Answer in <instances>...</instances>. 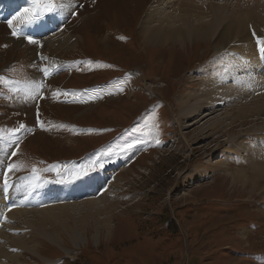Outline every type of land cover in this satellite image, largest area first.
I'll return each mask as SVG.
<instances>
[{"label":"rangeland","instance_id":"obj_1","mask_svg":"<svg viewBox=\"0 0 264 264\" xmlns=\"http://www.w3.org/2000/svg\"><path fill=\"white\" fill-rule=\"evenodd\" d=\"M156 1L70 0L49 19L55 43L54 36L29 43L31 34L19 40L15 22L8 27L31 0L0 3L1 187L6 179L8 192L13 184L33 188L18 169L22 159L29 167L53 160L43 172L78 175L77 182L99 164L100 182L103 172L117 171L104 185L87 177L97 184L91 198L79 193L43 205L31 196L22 206L27 214L4 220L2 211L0 236L12 228L7 234L20 239L6 252L0 237V264H264V21L250 33L261 36L252 54L228 52L232 42L214 53L217 38L145 43L141 22ZM244 66L254 69L249 80ZM131 69L137 86L105 89L93 105L63 103L56 92L116 83ZM37 107L49 131L32 136ZM13 163L19 167L8 172ZM54 205L70 206L36 212ZM50 213L59 219L45 218Z\"/></svg>","mask_w":264,"mask_h":264},{"label":"bare ground","instance_id":"obj_2","mask_svg":"<svg viewBox=\"0 0 264 264\" xmlns=\"http://www.w3.org/2000/svg\"><path fill=\"white\" fill-rule=\"evenodd\" d=\"M145 1L146 0H138V2L136 3H139V2L144 3ZM213 1L214 0H200V1L198 0H158L154 2L151 8H149L146 11V14H144L143 21L141 22V28H143V32H144V39H143L144 42L151 43V44H153L154 42L156 43L163 42V44L171 43L175 45L178 43L188 44L191 42L189 40L198 42V41H201L200 39L207 40V39L217 38L218 41H216V43L218 44H216L213 47L214 53L223 52L222 49H224L226 45L229 46L232 42V45L229 46L228 48L229 49L228 52L230 53L232 52V54L233 53L238 54L237 50L242 49L245 53L247 52L248 54L249 53L252 54V52L250 51L252 50V45H253L252 40L255 41L257 39L255 43H257L259 47L261 46V40L259 39L261 38V36L254 35L251 37L250 33L251 32L254 33V30H253L254 28H260L262 25V21H264V0H238L239 3L240 1L242 3L240 4L236 3L234 6H229V4L227 3L219 5V4H215ZM112 4H115V3H111L112 8L113 6H115L114 8H116V5H120L119 2H117L116 5H112ZM22 11L23 9L18 12L14 11L12 15V19L13 17H17L18 14H20ZM6 14L7 15L10 14V12H7ZM113 14L116 15L115 12ZM161 14L162 16L158 17V15H161ZM84 18L87 19L86 17ZM13 21L17 25L18 19L13 20ZM33 25H30V27L27 28L26 31L28 32H26L25 30L24 32H18L21 34L20 38H17L16 36L15 37L19 40L25 41L26 40L25 38H27L25 34H31V38L33 40H39V42L42 43L46 41L48 38H50L51 36H54L51 39L52 42L55 43L59 41L57 40L58 38L54 40L55 37H58L57 36L58 32H56V30L53 28V24H50V22L47 23L46 25L44 24V22H41L37 24L36 26H33ZM62 43L64 46H66V45H69L70 42H68L66 38L65 40L61 42V44ZM238 43H242V44H238ZM232 57L233 56H231V58ZM246 65H248V63ZM244 68L246 69L245 71H247V73H246V76H243V77H247V79L249 80L253 75L254 69L253 68L248 69L249 68L248 66L246 67L244 66ZM243 70L244 69L242 68V71ZM100 91L93 90L90 93L96 94ZM129 153H131V151H129ZM240 172L241 174L244 173L242 171ZM115 173H117V171L113 170L112 172L108 173V175H112ZM241 177L242 179H245L244 174H242ZM95 186H97V184L94 185L92 181L86 178L83 182L79 183L77 186L71 187L69 191L66 189L65 190L66 195H64V191L61 190L60 196L63 199L67 197L72 198L74 194L77 195L80 193V194H87V196L85 197L91 198L90 194L91 195L93 194L95 190ZM15 190L16 188L14 187L13 192ZM25 190L26 189L22 188L19 195L23 193ZM1 191H3V189L0 185V192ZM13 192L11 195V191H10V196L13 197V199L15 200ZM28 192H29V189H28ZM19 195L17 196L18 199L15 200L16 202L15 204L17 205L13 207V203H11L12 204L11 208H9V210L7 211V217L10 219L12 218L13 215L18 214V215L23 216L24 214L28 213V211L25 208L23 209L22 205L20 204V202H23L24 204L25 201H22V198L20 199ZM52 198H54V196H52ZM0 204H1L0 205V214H1L2 211L6 210V206L3 207L4 201H2ZM70 205H65V206H61V205L55 206L54 205V207H50L47 209L44 208L41 211L31 210L30 212L31 213H34L35 211L44 212V211H48L49 209H53V210L60 209V208L67 207ZM45 218L53 219V220L59 219L56 216V214H53V213L46 215ZM52 224H55V222L53 221ZM8 230H12V228L6 229L5 233L3 232L4 237L2 234L0 236L1 238L7 239V244L6 245L4 244L5 245L4 250L6 252H8L9 249L12 248L13 243L15 244L20 239L19 237H14V236L11 237V235L7 234ZM53 230H56V229H53Z\"/></svg>","mask_w":264,"mask_h":264},{"label":"snow or ice","instance_id":"obj_3","mask_svg":"<svg viewBox=\"0 0 264 264\" xmlns=\"http://www.w3.org/2000/svg\"><path fill=\"white\" fill-rule=\"evenodd\" d=\"M32 7L31 8H25L20 14H18L17 17H13V19H10L7 21L8 27L13 28V20L22 19L25 26L27 25H33L41 21L46 15L56 12L59 9H63L70 5V0H31ZM13 35H17V32L15 29L12 31ZM29 43H36L31 37H28ZM44 74L48 75V70L44 69ZM37 90L39 89L40 85L34 84L33 85ZM24 125H20V129L24 128ZM19 129H17L18 131ZM159 143V141H157ZM129 148L132 147V145L128 146ZM10 155H16L15 151L11 152ZM102 166V165H101ZM19 165L17 164H9L8 165V172H12L13 170L17 169ZM91 167V166H90ZM38 170L33 167L32 173H33V179L37 181V183L31 184V187H38L39 186V176L37 175ZM81 174L86 175L87 172L83 171ZM79 178V177H77ZM5 186H8V182L5 179L4 181Z\"/></svg>","mask_w":264,"mask_h":264}]
</instances>
